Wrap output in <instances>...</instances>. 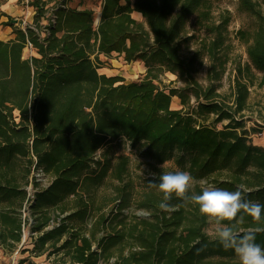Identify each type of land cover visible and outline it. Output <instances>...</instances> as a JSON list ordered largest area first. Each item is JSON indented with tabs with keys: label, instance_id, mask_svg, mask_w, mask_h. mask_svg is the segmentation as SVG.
<instances>
[{
	"label": "trees",
	"instance_id": "16d2710c",
	"mask_svg": "<svg viewBox=\"0 0 264 264\" xmlns=\"http://www.w3.org/2000/svg\"><path fill=\"white\" fill-rule=\"evenodd\" d=\"M132 1L103 0L97 29L93 11L63 4L56 9L55 20H49L43 38L39 26H27L14 28L15 39L0 41V237L6 225L8 237L20 240L19 211L26 200L34 155L53 179L49 188L36 194L31 206L37 222L33 229L43 232L35 240L34 252L39 250L41 255L53 247L58 252L68 249L70 256L69 263L52 264H108L112 257L116 264H239L234 250L224 249L206 234L208 219L190 201L173 194L167 201L169 208L163 210V193L151 186L133 204L131 184L125 183L130 153L121 154L115 164L105 154L107 144L125 149L128 141L131 154L136 151V156L155 167L174 160L196 182L206 181L213 187L217 183L229 191L242 188L246 199L264 204V148L250 141L238 117L246 109L247 87L237 80L235 109L217 100L221 96L215 83L228 55L222 28L207 22L206 0ZM239 3L241 10L259 21L255 32L240 31L239 35L248 44L251 64L263 74L260 83L264 85V0ZM29 5L36 10L38 24L44 17L42 0H30ZM133 12L142 14L149 31L132 17ZM193 17L215 35L207 48L212 65L206 88L194 76L196 58L181 54ZM28 42L37 54L24 59ZM113 52L127 62H143L146 78L125 85L118 76L98 74L90 56ZM155 72L177 74L187 87L166 92L154 83L159 77ZM190 88L202 100L195 111L200 119L214 115L216 123L229 120V124L218 130L199 124L189 112L172 110L173 97L187 104ZM100 150L101 156H96ZM18 168L23 188L14 175ZM223 173L225 179H219ZM161 174L147 178L148 182L158 184ZM108 177L122 186H114L117 194L108 212L97 214L92 199ZM202 188L197 184L188 196L199 194ZM68 199L73 205L68 206ZM52 208L68 214L53 215ZM130 208L146 210L151 217L122 213ZM57 218L59 226L45 230ZM91 219L94 222L88 229ZM98 225L103 231L113 226L114 232L98 234V239L92 233ZM236 226L264 228V221L256 223L245 216ZM256 242L264 246V231L257 233Z\"/></svg>",
	"mask_w": 264,
	"mask_h": 264
},
{
	"label": "rangeland",
	"instance_id": "374dc122",
	"mask_svg": "<svg viewBox=\"0 0 264 264\" xmlns=\"http://www.w3.org/2000/svg\"><path fill=\"white\" fill-rule=\"evenodd\" d=\"M258 1L261 4V0ZM102 2L103 0H42L44 17L39 20L38 24L35 22L36 17L34 18V28L37 29V26H39L41 37L43 38L46 35L45 31L49 28V20H55L54 13L56 9L64 4L68 8L93 11L95 16L94 28L97 29L101 18ZM132 2H134V0ZM122 4L124 5L125 1H122ZM262 10L264 12L263 6ZM205 11L209 14L207 22L222 28L223 35L225 37V53L228 55V60L223 67L224 72L221 78L215 83L217 86V94L221 96V98L218 97L217 100H222L226 107L235 109L236 82L238 80L246 85L249 94L246 109L238 114V117L242 120L244 126L243 128L248 132V138L250 141L254 145L264 148V85H261L260 83L263 74L257 71L251 64L247 53L248 44H246L239 35L240 31L249 33L255 32L258 28L259 21L255 16L241 10L239 0H206ZM132 17L137 22L141 23L147 31H149L148 24L141 13L133 12ZM184 37L185 43L183 44L181 54L185 58H196L194 76L198 83L203 88H206L211 82L208 74L212 65L210 53L207 51V48L215 38V35L211 30L206 29L205 26L201 27L198 25L196 17H193L188 22ZM151 38L153 40V35ZM35 53L37 54L36 49L33 50L32 56H35ZM223 53L224 51L219 55H222ZM90 59L96 67L98 74L105 75L107 77L118 76L122 78V83L125 85L144 80L148 71L143 62L139 60L135 62H127L124 60L123 55L116 52H113L110 56L94 54L93 56H90ZM106 69H111L113 72ZM219 69L221 70V68ZM158 74L159 77L154 81V83L166 92L170 89H184L187 87V83L184 79L179 77L177 74L171 72ZM186 94L189 96L187 104H182L181 99L178 97L172 98V110H183V112H189L196 120H198L199 124L203 123L206 126L215 127L218 130H222L229 124V120L216 123V116L214 115L208 116L205 121L200 119L195 111H197V106L200 102H202V100H198L193 95L191 88L186 91ZM18 114L19 113H16L17 116ZM17 122H19L18 119ZM29 126L32 133L33 124L31 121ZM104 149H107V153L105 154L111 159L112 164L117 162L118 157L121 154L126 153L124 147L121 145L107 144ZM101 154L102 150L98 151L96 156H101ZM130 158L131 163L129 166V172L125 176V183L131 184L130 190L133 193V204H136L138 198L140 199L142 192L149 191V188H151L147 180V175L154 174L156 176L160 172L166 173L184 171V168L180 167L174 160L155 167L141 156L138 157L135 154H130ZM14 175L16 176L17 184L21 186L22 183L21 188H23L24 184L21 180V170L18 168V171H16ZM225 177L226 173H223V175L219 176V179L223 180ZM213 179L214 178L210 180L214 182ZM199 183L202 187H213L210 184L203 183V181L196 182L193 180L192 188L190 190H194V187ZM215 184L217 187V183ZM114 186L122 185L111 177L106 178L105 184L98 189L97 194H95L92 199L94 212L97 214L101 212H108V209L111 207L117 194ZM65 202L68 206L73 205L72 199H68ZM112 227L103 231L102 227L98 225L92 233L96 234L97 238L98 234L99 237H103L111 232H114ZM213 227L214 225L208 221L206 234L211 238H213L211 234ZM1 241L2 245H5L4 241ZM30 244H33L35 247V240H33ZM7 245L8 249H12L13 245L10 243ZM48 246L46 248H48ZM57 252V248L49 247L48 250L44 252V255L47 253L49 256H52L53 262L58 261L60 263H69L70 256L67 254L69 252L68 249L67 251H61V253Z\"/></svg>",
	"mask_w": 264,
	"mask_h": 264
},
{
	"label": "clouds",
	"instance_id": "9594fccd",
	"mask_svg": "<svg viewBox=\"0 0 264 264\" xmlns=\"http://www.w3.org/2000/svg\"><path fill=\"white\" fill-rule=\"evenodd\" d=\"M158 179V184L149 182V185L163 193L161 209L169 208L167 201L173 194L190 201L214 225L212 237L224 249L234 250L239 264H264V246L256 242L257 233L264 231V228L244 229L236 226L243 222L245 216L256 223L264 221V204L246 199L242 188L229 191L219 187H203L199 194L188 196L193 177L186 171L166 172ZM108 264H116V257L110 258Z\"/></svg>",
	"mask_w": 264,
	"mask_h": 264
},
{
	"label": "crops",
	"instance_id": "0c3cea01",
	"mask_svg": "<svg viewBox=\"0 0 264 264\" xmlns=\"http://www.w3.org/2000/svg\"><path fill=\"white\" fill-rule=\"evenodd\" d=\"M29 2L30 0H0V41L9 42L15 39L13 33L14 28L25 30L27 26L34 27L33 21L36 11L29 5ZM31 57V53L25 48L23 58L30 59ZM106 70L113 72L111 69ZM13 113L17 116L16 113H18V111H14ZM52 213L53 215H61L56 208H52ZM67 214L68 213H65L61 215V217H64ZM59 224L60 218H57L52 221L49 226L57 227ZM2 229L3 233H5L4 237H0V239L4 241L6 247L5 245H2V241L0 240V264H52V256H49L47 253L45 255L44 253L39 255L34 252V245L30 244L33 240L25 245H21V236L20 240L16 241L12 237H8L10 230L9 227L2 225ZM1 233L0 230V235ZM66 239L67 237H64L57 247L63 244ZM8 243L13 245L12 249H8Z\"/></svg>",
	"mask_w": 264,
	"mask_h": 264
},
{
	"label": "built area",
	"instance_id": "2783aa9c",
	"mask_svg": "<svg viewBox=\"0 0 264 264\" xmlns=\"http://www.w3.org/2000/svg\"><path fill=\"white\" fill-rule=\"evenodd\" d=\"M26 49L28 52H33V46L30 42L26 45ZM125 151L126 153H132L130 142H125ZM135 154V152H134ZM148 178H154V174L147 175ZM53 182V179L46 174L43 167L40 166L38 158L34 155H32V167H31V173L29 176V181L26 186V200L24 201V204L22 208L19 211V217L21 220V245H25L32 240H36L40 235L43 234V232L35 231L33 228L36 225V217L32 214L31 206L35 202L36 194L46 190L51 186ZM203 183H205L203 181ZM206 184V183H205ZM122 213L127 216H133L135 218L140 219H148L151 217L150 212L142 209H125L122 210ZM93 220H88L87 227L91 228L93 224ZM54 226H48L45 228V230L52 229ZM1 236V235H0ZM17 254V253H16Z\"/></svg>",
	"mask_w": 264,
	"mask_h": 264
}]
</instances>
